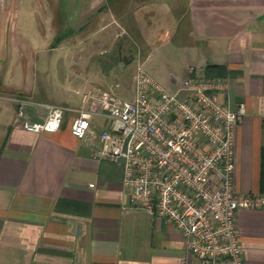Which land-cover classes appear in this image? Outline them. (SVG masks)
Instances as JSON below:
<instances>
[{"label": "crops", "instance_id": "1", "mask_svg": "<svg viewBox=\"0 0 264 264\" xmlns=\"http://www.w3.org/2000/svg\"><path fill=\"white\" fill-rule=\"evenodd\" d=\"M108 1L132 18L134 32L152 34L160 26L177 36L184 75L171 73L163 87L176 90L188 66L228 82L220 100L245 106L234 182L240 192L264 193V0ZM0 92V264H184L190 258L176 227L129 204L122 163L97 158L88 145H101L106 117L91 118L84 140L70 132L75 111H66L55 131L22 126L43 122L47 103L79 108L84 91L69 95L74 104L56 101L48 90L14 92L2 80ZM236 225L245 264H264V207L240 208Z\"/></svg>", "mask_w": 264, "mask_h": 264}, {"label": "built area", "instance_id": "2", "mask_svg": "<svg viewBox=\"0 0 264 264\" xmlns=\"http://www.w3.org/2000/svg\"><path fill=\"white\" fill-rule=\"evenodd\" d=\"M187 74L169 90L139 66L132 99L106 90L87 89L81 105L47 103L43 122H23L30 131H55L66 111L70 132L84 140L93 116L109 127L99 133L97 158L120 161L128 202L164 217L182 234L184 264H245L236 214L240 208L264 207V193L240 192L234 182V145L245 106L220 100L228 82ZM94 186V183H90Z\"/></svg>", "mask_w": 264, "mask_h": 264}, {"label": "rangeland", "instance_id": "3", "mask_svg": "<svg viewBox=\"0 0 264 264\" xmlns=\"http://www.w3.org/2000/svg\"><path fill=\"white\" fill-rule=\"evenodd\" d=\"M121 9L108 0H0L3 87L74 104L69 95L89 88L132 99L139 66L162 85L173 72L183 76L177 36L160 26L136 33Z\"/></svg>", "mask_w": 264, "mask_h": 264}]
</instances>
